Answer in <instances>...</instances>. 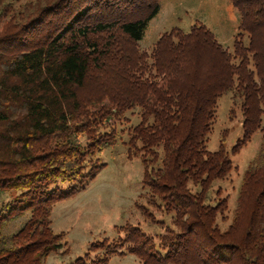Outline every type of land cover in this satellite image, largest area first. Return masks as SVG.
I'll list each match as a JSON object with an SVG mask.
<instances>
[{"label": "trees", "instance_id": "trees-1", "mask_svg": "<svg viewBox=\"0 0 264 264\" xmlns=\"http://www.w3.org/2000/svg\"><path fill=\"white\" fill-rule=\"evenodd\" d=\"M161 2L0 0V264H39L61 252L65 234L51 227L54 205L106 167L98 155L114 136H95L83 123L90 119L85 89H92L90 99L114 105L104 120L113 111L143 110L131 140L141 144L145 162L152 157L146 186L175 212L180 234L163 255L132 227L128 242L141 264H264V0H231L241 14L232 53L194 27L164 34L148 65L139 46ZM227 94L240 100L243 116L230 157L222 147L208 149ZM256 132L259 150L222 229L229 197L211 205L210 190L228 178L232 155ZM24 218L17 232L7 230Z\"/></svg>", "mask_w": 264, "mask_h": 264}, {"label": "rangeland", "instance_id": "rangeland-1", "mask_svg": "<svg viewBox=\"0 0 264 264\" xmlns=\"http://www.w3.org/2000/svg\"><path fill=\"white\" fill-rule=\"evenodd\" d=\"M18 1L27 4L37 0ZM12 20L13 17H8L6 22ZM2 25L3 21L0 34L5 30ZM240 25V11L231 0H162L160 13L149 24L139 50L146 55V63L152 65L155 45L164 34H189L194 27H202L232 53ZM243 40L248 45L247 35ZM174 41L179 43L177 38ZM104 42L107 41L101 43ZM81 95L87 103V113H90V119H84L83 123L95 129V136H106L107 133L114 136L111 141L115 142L98 155L106 167L95 180L74 197L54 205L51 227L56 234H65L63 243L66 245L61 252L39 264H141L132 253L134 244L128 242L132 227L149 237L164 255V248L169 246L166 242L170 243L179 235L180 229L175 212L170 211L168 205L146 186L147 171L154 164L152 157L145 162L141 144L131 140V130L141 122L142 108L120 115L113 111V115L104 120L102 116L108 113V109L115 108L108 98L102 97V101L90 99L94 97L92 89H85ZM242 121L240 100L235 103L231 94L221 97L208 149L213 152L222 147L230 157L232 147L243 135ZM261 141L262 134L256 132L240 153L232 155L234 169L228 178L215 182L210 190L208 203L211 205L229 197L231 211L226 223L219 221L222 229L232 222L243 176ZM189 188L193 194L200 192V188L191 184ZM25 219L13 220L7 230L17 232Z\"/></svg>", "mask_w": 264, "mask_h": 264}]
</instances>
